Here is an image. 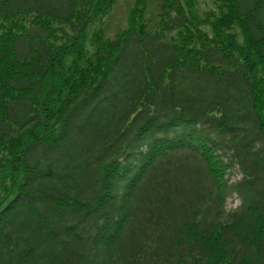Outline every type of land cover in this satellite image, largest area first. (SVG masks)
I'll return each instance as SVG.
<instances>
[{"label": "trees", "instance_id": "16d2710c", "mask_svg": "<svg viewBox=\"0 0 264 264\" xmlns=\"http://www.w3.org/2000/svg\"><path fill=\"white\" fill-rule=\"evenodd\" d=\"M216 2L162 0L88 58L112 0H0L72 34L0 32V264H264V0Z\"/></svg>", "mask_w": 264, "mask_h": 264}, {"label": "rangeland", "instance_id": "374dc122", "mask_svg": "<svg viewBox=\"0 0 264 264\" xmlns=\"http://www.w3.org/2000/svg\"><path fill=\"white\" fill-rule=\"evenodd\" d=\"M162 0H112L111 9L107 12H98L94 15L91 24L88 27L87 38L85 51L86 56L91 58L98 48L97 38L102 39L104 43L115 42L121 36H125L130 29L131 22L134 17L137 21H154L153 26L159 28L160 19L157 17L160 13ZM189 6L186 5V0H182L183 5L185 6L187 17L189 12L192 16L200 17L201 19L206 20L210 15H219L220 4L216 0H189ZM162 13V9H161ZM74 19L73 21H75ZM187 22V21H186ZM193 23L187 26V28L193 29L195 32L194 26L197 23ZM214 21H207L208 26H202L200 29L206 33L209 38H213V27L210 25ZM70 23V22H69ZM69 23H58L54 20L45 18L39 19L35 16H30L27 18H19L13 21H0V32L7 29H14L19 25H23L25 28L33 26H42L50 32L51 44L55 47H63L66 45L67 41L72 37L71 27ZM17 25V26H16ZM161 25V24H160ZM152 25L150 26V28ZM16 30V28L14 29ZM156 30V31H157ZM185 28H182L180 32H184ZM231 33L235 35L236 41L242 47L245 45V38L243 36L242 30L238 26H232ZM178 34V33H177ZM167 39L171 40L172 37L176 35V32L166 33ZM122 37L121 39H123ZM120 39V40H121ZM67 66L70 65V60L66 63ZM258 80L261 81L264 88V73L261 67H258L257 70ZM3 156H6L4 153ZM1 177V176H0ZM241 174L239 170L235 169L233 171V176H231V181L236 182L241 179ZM240 205V200L237 197H232L228 199L226 206L227 210H235Z\"/></svg>", "mask_w": 264, "mask_h": 264}]
</instances>
